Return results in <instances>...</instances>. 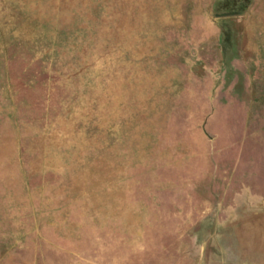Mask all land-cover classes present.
<instances>
[{
	"label": "rangeland",
	"instance_id": "1",
	"mask_svg": "<svg viewBox=\"0 0 264 264\" xmlns=\"http://www.w3.org/2000/svg\"><path fill=\"white\" fill-rule=\"evenodd\" d=\"M0 264H264V0H0Z\"/></svg>",
	"mask_w": 264,
	"mask_h": 264
},
{
	"label": "trees",
	"instance_id": "2",
	"mask_svg": "<svg viewBox=\"0 0 264 264\" xmlns=\"http://www.w3.org/2000/svg\"><path fill=\"white\" fill-rule=\"evenodd\" d=\"M230 5H233V4H227V7H229V8H232V6H230ZM249 5L250 4H245V7L243 6L242 8L240 7V8H237V9H239V10H237L240 14L241 13H243L244 11H246V10H248L249 9ZM235 7H237V6H235ZM244 8V9H243ZM236 11V10H235Z\"/></svg>",
	"mask_w": 264,
	"mask_h": 264
}]
</instances>
